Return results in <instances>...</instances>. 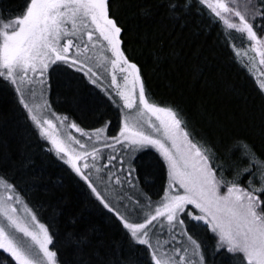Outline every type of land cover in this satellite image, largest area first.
Here are the masks:
<instances>
[{
  "label": "snow or ice",
  "instance_id": "obj_1",
  "mask_svg": "<svg viewBox=\"0 0 264 264\" xmlns=\"http://www.w3.org/2000/svg\"><path fill=\"white\" fill-rule=\"evenodd\" d=\"M160 7L193 31L240 34L264 65V7L251 0ZM129 43L116 0H23L0 14V91L12 93L40 150L66 166L90 209L136 254L94 244L96 229L61 234L57 216L44 211L52 207L40 197L45 186L0 152V264H215V257L264 264V153L239 137L216 141L181 104L157 100ZM99 49L110 74L89 55ZM258 91L264 96V81ZM60 125L79 135L62 138ZM154 169L159 191L149 180Z\"/></svg>",
  "mask_w": 264,
  "mask_h": 264
},
{
  "label": "trees",
  "instance_id": "obj_2",
  "mask_svg": "<svg viewBox=\"0 0 264 264\" xmlns=\"http://www.w3.org/2000/svg\"><path fill=\"white\" fill-rule=\"evenodd\" d=\"M22 2L0 0V14L7 17ZM238 2L243 6L247 0ZM164 3L165 0H116L119 15L130 30L129 53L142 67L154 97L181 104L196 126L210 132L214 140L231 142L233 137H239L257 153H264V98L258 91V75L254 76L240 60L241 50L247 49L259 62L254 48L240 34L229 35L226 28L224 35L216 29L193 31L183 21L170 19L160 7ZM144 8L151 9L150 16L142 14ZM260 68L264 72V65ZM64 113L69 115L68 111ZM108 116L115 122L114 111L108 112ZM0 152L11 157V163L22 175L39 179L45 186L40 197L52 207L45 204L44 211L57 216L61 234L96 229L94 244L106 251L115 244L118 251L136 259L135 249L128 248L123 235L90 209L85 193L72 181L66 166L40 150L10 91H0ZM143 163L147 169L152 157H146ZM160 176L159 170L154 169L149 178L154 191L161 186ZM64 252L66 260L73 259L67 244ZM227 260L215 257V264H227Z\"/></svg>",
  "mask_w": 264,
  "mask_h": 264
},
{
  "label": "rangeland",
  "instance_id": "obj_3",
  "mask_svg": "<svg viewBox=\"0 0 264 264\" xmlns=\"http://www.w3.org/2000/svg\"><path fill=\"white\" fill-rule=\"evenodd\" d=\"M251 3L257 4L260 7H264V5L259 4V0H253ZM89 55L92 57V61H93L96 68L100 69L101 72H104L105 74H110V71H111L110 66L107 69H105V67H104L107 64V57H106V54H105L103 49L94 50V51L90 52ZM240 60L243 62L244 65L245 64L248 65V68L252 72L253 75L254 74L258 75L259 78L257 77V79H258L259 84L261 83V81H264V72L261 73L260 64L252 56L251 51H249L247 49H242L241 55H240ZM106 83H107V81H105V84ZM263 98H264V96H263ZM40 103H42V101L39 99V96H38L37 97V104L39 105ZM53 107H54V105H53ZM64 114L67 115L66 113H64ZM58 131H59L61 137L64 139H67L69 134L76 135V136L79 135L78 133H75L74 129H70V128L65 127L63 125L58 126ZM159 190H160V188L156 191H159Z\"/></svg>",
  "mask_w": 264,
  "mask_h": 264
},
{
  "label": "bare ground",
  "instance_id": "obj_4",
  "mask_svg": "<svg viewBox=\"0 0 264 264\" xmlns=\"http://www.w3.org/2000/svg\"><path fill=\"white\" fill-rule=\"evenodd\" d=\"M55 107V106H54Z\"/></svg>",
  "mask_w": 264,
  "mask_h": 264
}]
</instances>
